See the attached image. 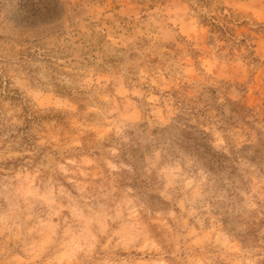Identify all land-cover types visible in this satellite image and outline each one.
Segmentation results:
<instances>
[{
  "label": "rangeland",
  "instance_id": "374dc122",
  "mask_svg": "<svg viewBox=\"0 0 264 264\" xmlns=\"http://www.w3.org/2000/svg\"><path fill=\"white\" fill-rule=\"evenodd\" d=\"M0 264H264V0H0Z\"/></svg>",
  "mask_w": 264,
  "mask_h": 264
}]
</instances>
